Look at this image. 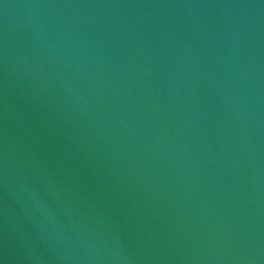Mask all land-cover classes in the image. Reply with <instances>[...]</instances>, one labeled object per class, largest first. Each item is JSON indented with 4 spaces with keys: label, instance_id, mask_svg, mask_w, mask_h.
Listing matches in <instances>:
<instances>
[{
    "label": "water",
    "instance_id": "1",
    "mask_svg": "<svg viewBox=\"0 0 264 264\" xmlns=\"http://www.w3.org/2000/svg\"><path fill=\"white\" fill-rule=\"evenodd\" d=\"M0 264H264V0H0Z\"/></svg>",
    "mask_w": 264,
    "mask_h": 264
}]
</instances>
